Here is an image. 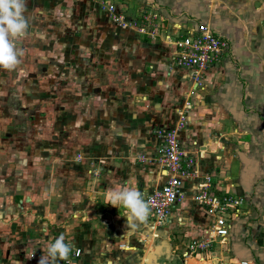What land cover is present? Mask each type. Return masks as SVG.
<instances>
[{
	"label": "crops",
	"instance_id": "1",
	"mask_svg": "<svg viewBox=\"0 0 264 264\" xmlns=\"http://www.w3.org/2000/svg\"><path fill=\"white\" fill-rule=\"evenodd\" d=\"M101 1L115 5L125 18L140 17L144 11L157 13L159 35L149 38L114 26L100 9ZM25 15L29 27L18 41L24 52L22 63L15 70L0 68L1 93L9 92L3 82L15 76L17 81H34L37 64L50 78L52 64L57 78L67 75L70 66L62 56L67 54L69 26H78L80 35L88 25L96 39L105 30L111 37L105 47L84 44L81 50H94V58L86 60L83 52L76 65L80 77L94 74L109 87L97 90L105 106L91 112L100 116L93 121L99 134L92 133L87 140L100 158L99 165L88 171L97 174H90L87 187L82 186L84 174L79 176L78 168L69 173L67 164L61 165L59 176H40L48 180L45 190L50 201L61 200L59 209L66 214L89 206L98 215L93 216L92 230L75 222L64 226L66 232H52L49 224L56 213L50 210L46 215L48 203L42 210L30 208L36 197L29 191L34 192L38 183L22 186L23 175L0 174V264H38L60 235L75 244L73 251L81 250L74 264H219L243 258L264 264V0H27ZM199 22L207 23L228 46L202 72L201 86H196L189 70L174 65L172 41ZM187 103V124L179 138L193 155L195 168L201 176L212 177L213 192L234 193L244 201L224 241L215 240L208 251L183 258L186 245L205 238L212 223L190 198L196 179L185 184L186 198L175 204L164 222L154 224L150 214L135 230L126 228L128 210L109 204V193L117 185L135 186L145 199L164 183L160 166L148 161L156 156L155 130L173 128ZM55 194L60 196L53 198ZM22 209L32 214L23 215ZM76 225L81 232L70 236L67 227ZM56 264L64 263L58 259Z\"/></svg>",
	"mask_w": 264,
	"mask_h": 264
},
{
	"label": "rangeland",
	"instance_id": "2",
	"mask_svg": "<svg viewBox=\"0 0 264 264\" xmlns=\"http://www.w3.org/2000/svg\"><path fill=\"white\" fill-rule=\"evenodd\" d=\"M80 26L82 27V25ZM77 27L69 26L68 31L65 32L68 37L67 48H65L67 54L63 53L62 58L70 66L67 75L62 73V77L57 78L54 75L56 73L55 65L52 64L49 70H52L53 76L50 78L43 74L42 67L37 64L34 76H32L34 81L28 83L18 80V82L15 76L10 78L9 82L8 80L3 82V85L7 86L6 92L8 90L9 92L1 93L0 91V155L2 156L0 174L2 178H8L15 174L17 175L15 177H18L19 174L23 175L20 179L22 186L31 187L32 182L38 183L35 193L29 191L31 197H36L34 199L36 205H32L30 208L37 211L39 207V210H42L45 203L46 206L48 203L46 215L50 213V210L51 214L56 213L54 217L51 216L53 223L49 224V229L52 232L56 229L57 234L60 230L65 231V225L75 222L85 223L87 228L92 230L91 222L96 220L93 216L97 217L98 215L95 209L89 206L88 210L86 208L70 210L66 214L62 209H59L61 200H57V202L51 199L50 201L49 193L45 190V181L46 184H49L48 180L41 178L47 173H51L54 177L59 176L61 165L67 164L69 173L78 168V175L84 174L82 186L87 187V181L91 180L90 174L95 176L88 170L99 165L100 158L93 153L87 140L90 141L92 133L99 134V128L93 124V121L100 116L95 118L96 115L91 112L102 110L105 106V101L97 90L99 93L102 90L105 92L109 87H104L105 84L102 86L100 82L104 79H98L94 74L86 78L80 77L81 70H78L76 65L79 64V60L81 62L83 59L85 50L82 51L81 47H84V44L87 47H92V43H98L105 47L107 43H111V37L108 39L109 33L105 30L100 39H96L95 35L89 33L91 26L88 25L84 26V34L80 35ZM76 35L78 39L75 38ZM80 38L84 41L80 42ZM88 51V53H84L86 56L84 58L91 60L94 58V50ZM116 84L119 85V83ZM103 141L106 140L103 139ZM104 153L107 151L104 150ZM57 191L59 193V190ZM55 196L60 195L55 194L53 198ZM33 202L32 204H34ZM35 206L38 207L35 209ZM25 210L21 211L23 215L32 214V210L29 209L27 212ZM84 211L86 213L83 214ZM40 213L39 216L42 217L44 214L42 211ZM111 213L115 215L114 211H110ZM35 214L37 215V213ZM84 216H86L85 219H83ZM23 218L24 216H20V219ZM42 221L44 222V219ZM67 231L70 236L76 232V236H78L81 232L78 225L76 227L68 226Z\"/></svg>",
	"mask_w": 264,
	"mask_h": 264
},
{
	"label": "built area",
	"instance_id": "3",
	"mask_svg": "<svg viewBox=\"0 0 264 264\" xmlns=\"http://www.w3.org/2000/svg\"><path fill=\"white\" fill-rule=\"evenodd\" d=\"M100 9L107 13L109 21L120 29H134L149 38L159 35L161 28L154 23L157 13L144 11L140 17L125 18L116 12V7L106 1L100 2ZM166 38H169L166 35ZM168 40V39H167ZM174 46V65L190 71L193 82L201 86L202 72L216 62L227 48L226 39L215 34L207 23L199 22L191 27L183 36L172 41ZM186 107L178 112L177 122L173 128L158 127L155 136L158 139L156 156L148 161L155 162L166 176L164 183L150 192L145 200L151 202L150 214L154 217V224H161L170 215L176 203L187 196L185 184L190 179H196L192 185L190 198L205 214L212 218L210 227L206 230V237L191 240L183 252V258L196 253L208 251L215 240L224 241L231 226L239 218L243 207V198L234 193L216 194L212 177L205 174L201 176L195 168L193 155L186 149L180 138L179 131L187 124ZM141 160H147L144 156ZM94 174H97L95 171ZM153 227V225H151ZM81 253L75 249L64 264H74ZM204 261V257H200ZM207 264H216L210 262ZM219 264H251L248 258L219 261Z\"/></svg>",
	"mask_w": 264,
	"mask_h": 264
},
{
	"label": "clouds",
	"instance_id": "4",
	"mask_svg": "<svg viewBox=\"0 0 264 264\" xmlns=\"http://www.w3.org/2000/svg\"><path fill=\"white\" fill-rule=\"evenodd\" d=\"M26 8L27 0H0V68L5 70H15L22 63L24 52L18 47V41L27 34L29 27ZM109 204L114 207L122 205L128 210L125 217L129 230H135L146 222L151 212V202L146 201L135 186H114L109 193ZM74 248V243L60 235L47 246L46 254L40 257L38 264L67 260Z\"/></svg>",
	"mask_w": 264,
	"mask_h": 264
},
{
	"label": "water",
	"instance_id": "5",
	"mask_svg": "<svg viewBox=\"0 0 264 264\" xmlns=\"http://www.w3.org/2000/svg\"><path fill=\"white\" fill-rule=\"evenodd\" d=\"M240 155H243V153H240Z\"/></svg>",
	"mask_w": 264,
	"mask_h": 264
},
{
	"label": "flooded vegetation",
	"instance_id": "6",
	"mask_svg": "<svg viewBox=\"0 0 264 264\" xmlns=\"http://www.w3.org/2000/svg\"><path fill=\"white\" fill-rule=\"evenodd\" d=\"M108 18V17H107ZM77 37V36H76Z\"/></svg>",
	"mask_w": 264,
	"mask_h": 264
}]
</instances>
